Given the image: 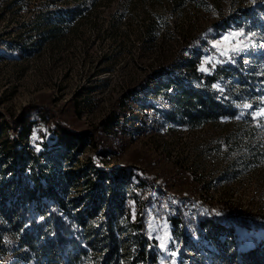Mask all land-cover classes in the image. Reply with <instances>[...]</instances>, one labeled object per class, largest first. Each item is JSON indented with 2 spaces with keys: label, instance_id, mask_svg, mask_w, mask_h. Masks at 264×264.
Segmentation results:
<instances>
[{
  "label": "trees",
  "instance_id": "obj_1",
  "mask_svg": "<svg viewBox=\"0 0 264 264\" xmlns=\"http://www.w3.org/2000/svg\"><path fill=\"white\" fill-rule=\"evenodd\" d=\"M22 1L5 0L0 18L5 13L14 18L20 12ZM56 1L82 2L84 6L75 3L55 10L28 8V17L9 30L23 40L19 48L25 54L35 45V36L40 44H48L65 27L77 29L72 21L88 12L89 7L94 11L101 1L110 2L46 0L48 3ZM186 1L190 0H123L114 8L112 18L146 12L149 7L165 2L168 7L180 8ZM252 22L251 29L264 34V19ZM91 26L97 32L101 29L97 23ZM217 26L211 25L210 32L203 37L189 38L190 49L200 51V45H209V40L220 34ZM117 29V23L109 24V31ZM155 30L153 22L143 23L141 34L146 41L141 42L150 43L148 37ZM195 54L168 68L160 66L145 77L146 83L152 79L158 81L152 93L157 91L170 99L167 119L176 125L235 119L239 121L238 126L223 137L231 154L241 156L247 149L256 148L251 143L253 129L240 127L250 124L252 118L248 114L237 118L241 110L237 104L244 100L252 102L259 96L256 87L261 88L264 76H256L254 72L260 64L264 65V53L252 57L255 64L253 60L219 63L207 72L198 70L201 53ZM3 58L0 55V59ZM195 74L204 76L199 87L191 84ZM228 75L234 78L233 82L237 78L240 87L232 86L216 99L217 90L222 87L221 78ZM134 95L133 90L126 94L128 98ZM75 106L77 102L73 110L79 113ZM31 108L35 110L32 117L28 114L29 107L11 120L0 113V264H121L123 261L125 264H171V258L159 250L156 238L149 235L150 216L156 220L163 217L173 236L183 238V245L192 252V255L184 252L187 262L178 258L177 264H264L263 218L220 207L207 201L206 196H202L203 208L194 214L183 210L181 198L171 205L160 206L152 203L149 194L141 199L130 184L134 183L139 190L150 186L151 191L159 192L153 176L135 164L108 165L107 154L114 151L104 146L97 148L94 156H86L80 162L78 155L83 150L86 140L83 134L86 133L78 132L68 123L52 121L50 125L49 115L40 108ZM117 115L113 116L117 118ZM104 123H100L102 130L106 129ZM34 134L37 146L31 142ZM104 137L110 141L114 138L105 134ZM232 159L234 161V155L231 162ZM203 241L212 248L200 246Z\"/></svg>",
  "mask_w": 264,
  "mask_h": 264
},
{
  "label": "rangeland",
  "instance_id": "obj_2",
  "mask_svg": "<svg viewBox=\"0 0 264 264\" xmlns=\"http://www.w3.org/2000/svg\"><path fill=\"white\" fill-rule=\"evenodd\" d=\"M4 1L0 0V8ZM122 1H101L94 11L89 7L88 12L72 21V26L76 24L77 29L65 27L48 44H40L35 36V45L27 54L19 48L23 40L9 31L18 21L28 17L30 13L26 10L46 7L55 10L76 2L23 0L20 12L14 18L9 13L1 16L0 55L4 58L0 59V113L11 120L29 107L28 114L32 117L35 110L31 107L34 106L52 118L50 125L52 121L68 123L78 132L86 133L83 134L86 140L78 155L79 161L94 156L100 146L112 149L114 152L107 154L108 165L135 164L153 176L159 189L163 184L164 192L148 193L150 186L137 190L141 199L149 194L152 203L158 206L171 205L182 196L201 195V185L205 183L209 189L206 191L207 201L264 219V117L253 115L264 108V81L261 88L256 87L259 91L257 98L237 104L241 109L239 119L244 114L252 118L250 124L240 127L253 129L251 143L256 147L247 149L241 156L231 154L223 142V137L238 126L239 121L235 119L199 125L184 122L164 131L152 129L150 124L142 137L132 141L124 133L127 131L115 129V119L122 121L125 115L136 113L135 107L126 99L128 90L135 92L134 98L142 101V107L163 97V93H152L158 81L152 79L146 83L145 79L160 66L168 68L182 63L196 52L201 53L197 63L200 72H205L201 71V66L208 59L215 64H231L239 60L245 63L253 60L255 64L252 57L264 53V34L251 29L252 20L264 19V0H196L197 5L190 0L175 9L165 2L149 7L146 12L126 13L113 19L114 8ZM76 4L84 6L82 2ZM148 21L154 23L156 30L148 37L150 43H142L146 38L141 34V26ZM112 22L118 25L114 32L108 30ZM92 23L101 26L99 32L91 26ZM214 24L219 25V36L209 40L207 46L200 45V51L191 50L187 43L189 38L203 37ZM240 30L245 35L239 39L248 46L239 53L221 56L220 50L213 45ZM22 38L26 39V36ZM204 66L214 68L212 63ZM258 68L255 75L264 76V65L260 64ZM237 80L235 78V83L231 78V87H240ZM74 102L78 103L75 107L79 113L73 110ZM244 104L252 107L244 108ZM115 114L119 116L116 118ZM104 121L106 129L102 130L100 123ZM39 126L44 127L42 122ZM128 128L133 131V126ZM104 134L113 136V141L106 140ZM35 139L34 134L31 142ZM32 145L37 146L35 141ZM124 146L128 148L126 152L121 149ZM233 155L235 159L231 162ZM231 163L233 166L228 167ZM134 187V183L130 184V188ZM163 193L167 197L165 200L160 198ZM148 229L149 235L156 238L159 250L171 258V264H177L178 258L186 263L184 252L192 255L183 245V238L173 236L163 217L156 220L150 216ZM201 245L212 248L208 242L203 241Z\"/></svg>",
  "mask_w": 264,
  "mask_h": 264
},
{
  "label": "built area",
  "instance_id": "obj_3",
  "mask_svg": "<svg viewBox=\"0 0 264 264\" xmlns=\"http://www.w3.org/2000/svg\"><path fill=\"white\" fill-rule=\"evenodd\" d=\"M204 81V76H201L198 74L197 77L191 79V84H193L196 87H199L202 85V82ZM221 83H222V87L221 89H216L218 92L216 93V99H219L220 97H222L223 93L225 92V90L227 91L228 89H231V76H226V77H222L221 78ZM130 101V103L132 104L133 107H135L136 113H133L131 115L127 114L124 116V118L121 120H119L117 122V125L115 127V129H124L127 132V137L129 141L132 140H137L140 137L143 136V134L145 133V129L150 126L152 129L155 130H161L164 131L165 129H173L174 126H177L176 124L172 123L171 121H169L167 119V112L170 110L171 108V101L168 97H162L160 100L155 101L154 103H150L151 105L148 106H143L142 107V101L136 99V98H126ZM143 115H145V117H150L149 119H146ZM145 118V119H144ZM146 124V126H145ZM132 132L130 131V129L128 127H132ZM184 126V125H182ZM181 126V127H182ZM123 144H121L122 146ZM124 152H126L128 150L127 146H124L121 148ZM203 186V187H201ZM201 195H192V196H182L179 197V201L181 203V207L183 208V210L187 213V214H194L196 213L197 209L199 208H203V202L205 201L201 196H206V191L209 190L206 188V186H208L205 183H202L201 185ZM160 191L164 192L165 187L162 185H160ZM134 189L137 191L139 190L137 187H134ZM143 190V189H142ZM148 193L151 192V189L147 190ZM138 192V191H137ZM160 192V194H161ZM169 193H173V192H169ZM175 193V192H174ZM191 194V193H190ZM161 199L165 200L166 194L163 193V196L160 197ZM206 200L207 196H206Z\"/></svg>",
  "mask_w": 264,
  "mask_h": 264
},
{
  "label": "snow or ice",
  "instance_id": "obj_4",
  "mask_svg": "<svg viewBox=\"0 0 264 264\" xmlns=\"http://www.w3.org/2000/svg\"><path fill=\"white\" fill-rule=\"evenodd\" d=\"M245 33L243 30L232 32L225 36L222 41L217 42L216 44L213 45V47L217 48L220 50V55L221 56H229V53H239L244 50L248 45L244 43L243 40L239 39L240 37H244ZM253 35H255L253 33ZM235 41V43H234ZM209 63H212V66L215 67V63H213L210 59L205 60L204 65H207ZM204 65L201 66V71H209L207 67ZM244 108H251V104H244L242 105ZM254 116H261L264 117V108L260 109L258 112L253 114ZM239 118V117H237Z\"/></svg>",
  "mask_w": 264,
  "mask_h": 264
}]
</instances>
